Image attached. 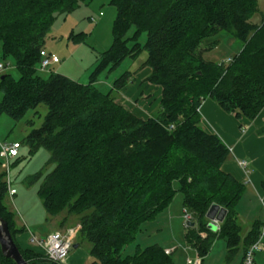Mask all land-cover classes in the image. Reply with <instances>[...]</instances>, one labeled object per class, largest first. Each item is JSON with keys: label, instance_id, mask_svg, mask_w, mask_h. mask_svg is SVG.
<instances>
[{"label": "trees", "instance_id": "1", "mask_svg": "<svg viewBox=\"0 0 264 264\" xmlns=\"http://www.w3.org/2000/svg\"><path fill=\"white\" fill-rule=\"evenodd\" d=\"M85 1L0 0L2 56H12L20 72L18 79L0 77V116L18 120L41 103L48 108L42 125L25 138L31 152L46 149L47 164L54 165L37 190L47 214L60 216L61 227L77 226L75 243L89 244V264H173L171 253L156 243L136 244L133 255L122 251L180 193L183 211L195 222L185 225L186 243L201 261L218 237L227 241L228 256L240 247L245 253L263 221L253 222L242 236L237 205L245 186L221 169L230 150L201 127L198 109L208 97L237 118L253 120L264 108V18L251 21L258 0H112L113 41L89 83L54 71L41 77L48 31L59 15ZM220 31L242 43L227 64L203 57V42ZM143 51L147 58L140 68L150 67L147 80L162 88L158 110L146 118L121 104L117 94L136 70L119 75L106 92L96 85L101 73ZM8 185L0 172V217L15 240L24 227L17 226L7 204ZM212 204L227 209L216 231L206 217ZM19 249L30 264L46 261L42 252ZM0 264H15L1 247Z\"/></svg>", "mask_w": 264, "mask_h": 264}, {"label": "rangeland", "instance_id": "2", "mask_svg": "<svg viewBox=\"0 0 264 264\" xmlns=\"http://www.w3.org/2000/svg\"><path fill=\"white\" fill-rule=\"evenodd\" d=\"M116 14L117 10L112 4V0H86L72 13L59 15L45 37L44 51L47 55H56L61 61L57 65L55 64L56 66L52 67L51 70L49 68L44 70L39 67L38 75L48 78L50 72L54 71L66 76L70 74L72 76L68 77L81 83H89V76L94 70L101 52L108 49L113 41L112 30ZM263 18L264 0H258V11L251 18V21L257 23ZM133 33L134 28H131L126 36L130 37ZM72 34H80L81 37L74 38ZM146 36L147 34L143 33L139 41L144 43ZM132 44L133 42L129 40V45ZM202 46L205 48L203 52L205 60L227 64L241 50L242 43L230 31H220L206 39ZM146 58V51L141 52L137 58H125L117 69L110 72L112 73L110 77L114 73L121 75L126 71H137ZM0 64L4 66L0 71V77L5 74H11L16 79L20 77L14 58L12 56L6 58L2 56L1 42ZM108 74V71L101 73L98 80L106 83ZM116 75L114 74V76ZM105 83L99 84V87L104 91H108L111 86L108 85V87ZM47 112V106L41 103L36 109L29 110L18 120L7 114L0 116V141L9 145L16 140L21 144L20 150L18 149L17 161L13 158L7 162L5 158L0 157V172L5 173L8 183H11V186L18 191V194L14 197L8 195L7 204L16 212V224L19 227L25 226V218L29 215H33L38 220L40 219L38 223L41 224V227L37 232L39 237H44L45 233L56 226L57 218L60 219V216L53 218L48 214L49 218L46 219V215L39 211L40 209L46 212L37 194L38 187L45 174L52 170L54 165L47 164L50 154L46 149L40 148L38 151L31 152L25 138L31 128L42 125ZM41 171H43V174L37 175L29 181L31 177ZM182 200V194L177 193L170 209L161 212L154 220L144 223L136 241L126 246L122 251V255H133L136 244L145 247L156 243L164 250L172 249L173 264H188V259L195 261L199 258L201 260L196 251L186 243L184 235L186 220L182 209ZM237 210L239 222L242 226V236L249 231L253 222L258 219L264 220L261 202L251 187H249V191L242 194ZM171 218H174L173 223ZM31 229L35 232L34 228ZM211 230L216 231L214 228H211ZM79 250L87 254L85 264H89L92 260L89 255V244L85 242L78 248H73L70 255ZM243 254L244 249L240 247L237 253L228 256L227 241L218 237L214 240L209 253L203 258L201 264H238ZM256 258L259 263L264 264V251L258 252ZM46 261L49 260L46 259Z\"/></svg>", "mask_w": 264, "mask_h": 264}, {"label": "crops", "instance_id": "3", "mask_svg": "<svg viewBox=\"0 0 264 264\" xmlns=\"http://www.w3.org/2000/svg\"><path fill=\"white\" fill-rule=\"evenodd\" d=\"M150 72V67L138 69L131 75L129 82L121 90L117 91L120 103L142 118L151 116L153 112L158 110L162 97V88L147 80ZM110 74L112 73L109 72L107 75L106 83L105 81L98 80L96 85L99 87V84L105 83L107 86L109 85L112 87L114 80L119 77V75L114 73L116 76L113 74L114 77H110ZM67 75L72 76L70 74ZM198 112L200 114L201 127L208 133L216 134L228 148H232L229 158L222 164L221 169L244 184L245 188L243 194H245L246 191H249V187H251V189L256 192L257 198L260 200V194L264 191V132L261 133V130L264 127V108L253 120H249L245 117L237 118L234 114L225 112L217 102L208 97L202 101ZM15 142L18 141L15 140L13 143ZM0 143L2 142L0 141ZM20 148L21 145L19 150ZM18 156L12 157L10 160L13 158L17 160ZM239 159L248 160V166L246 168L241 167L238 163ZM8 184L11 186V183ZM17 194L18 191H16L12 197ZM172 203L173 200L167 209H170L173 206ZM39 211H41L43 215H46V219L48 220L49 216H47V212L40 209ZM25 219L24 230L15 237L17 244L22 250L31 249L35 252H41L39 248L34 246L31 242L32 236H36L38 239H44L54 231H64L67 228H77V226L71 225L61 227L60 219L57 218L56 226L45 233L44 237H39L37 232L41 227V224L38 223L40 222V219L38 220V218H35L33 215H29ZM171 221L173 223L174 218H171ZM31 228H34L35 232L32 231ZM86 259L87 254L79 250L72 255L69 254L65 263L85 264ZM240 262L238 264H240ZM201 263L202 261L200 264ZM36 264L55 263L50 261H41Z\"/></svg>", "mask_w": 264, "mask_h": 264}, {"label": "built area", "instance_id": "4", "mask_svg": "<svg viewBox=\"0 0 264 264\" xmlns=\"http://www.w3.org/2000/svg\"><path fill=\"white\" fill-rule=\"evenodd\" d=\"M41 68L46 70L51 67V65L58 63L60 59L54 54H46L44 50L41 52ZM4 68L2 64H0V71ZM19 142L6 144L0 143V157L5 158L7 162L10 161V158L18 156V149L20 147ZM232 151V148H229ZM238 163L241 167L246 168L248 166L249 161L246 159H239ZM9 187V196L12 197L16 190ZM260 201L262 205V209L264 212V191L260 194ZM184 218L186 222L191 221V215L187 212H184ZM185 222V225H186ZM217 230L220 227V223L216 222ZM188 226V225H187ZM78 228H67L64 231H54L50 233L45 239H38L36 236L31 237V242L39 248L42 254L46 259L52 261L57 264H66V260L73 249L74 238L76 237ZM204 235V233H203ZM264 251V220L261 225L260 233L257 239L246 249L243 258L240 264H261L257 260V253ZM167 254L172 252V249L165 250ZM201 260L197 258L195 261L192 259H188V264H200Z\"/></svg>", "mask_w": 264, "mask_h": 264}, {"label": "water", "instance_id": "5", "mask_svg": "<svg viewBox=\"0 0 264 264\" xmlns=\"http://www.w3.org/2000/svg\"><path fill=\"white\" fill-rule=\"evenodd\" d=\"M227 214V209L218 205L212 204L206 213V217L209 220L208 227L217 230V224L222 223ZM188 226H194L195 222H186ZM0 247L3 255L6 258H10L15 264H30L22 255L19 247L17 246L11 231L9 229L8 223L0 217ZM79 244L75 243L73 248H78Z\"/></svg>", "mask_w": 264, "mask_h": 264}]
</instances>
